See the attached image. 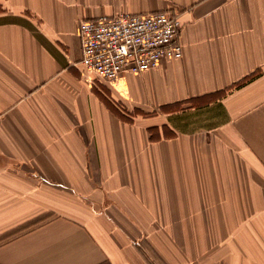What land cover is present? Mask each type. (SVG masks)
Instances as JSON below:
<instances>
[{
	"label": "crops",
	"instance_id": "0c3cea01",
	"mask_svg": "<svg viewBox=\"0 0 264 264\" xmlns=\"http://www.w3.org/2000/svg\"><path fill=\"white\" fill-rule=\"evenodd\" d=\"M177 13L181 57L116 80L82 20ZM0 264H264V0H0Z\"/></svg>",
	"mask_w": 264,
	"mask_h": 264
},
{
	"label": "built area",
	"instance_id": "2783aa9c",
	"mask_svg": "<svg viewBox=\"0 0 264 264\" xmlns=\"http://www.w3.org/2000/svg\"><path fill=\"white\" fill-rule=\"evenodd\" d=\"M182 27L177 13L169 11L123 12L82 20L79 36L83 71L112 81L125 73L139 74L155 68L165 58L181 57Z\"/></svg>",
	"mask_w": 264,
	"mask_h": 264
},
{
	"label": "trees",
	"instance_id": "16d2710c",
	"mask_svg": "<svg viewBox=\"0 0 264 264\" xmlns=\"http://www.w3.org/2000/svg\"><path fill=\"white\" fill-rule=\"evenodd\" d=\"M9 237H10L9 234L1 235V236H0V242H2V241H4V240L8 239Z\"/></svg>",
	"mask_w": 264,
	"mask_h": 264
}]
</instances>
